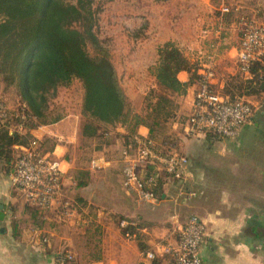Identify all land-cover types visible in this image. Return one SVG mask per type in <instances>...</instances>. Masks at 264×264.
<instances>
[{
	"label": "crops",
	"instance_id": "crops-1",
	"mask_svg": "<svg viewBox=\"0 0 264 264\" xmlns=\"http://www.w3.org/2000/svg\"><path fill=\"white\" fill-rule=\"evenodd\" d=\"M162 3L170 7L172 13H179L180 20L184 19L183 24L177 18L172 23L171 27L177 30L175 33L184 29L187 37L194 36L198 40L183 43L173 33L167 39H158V42L145 40L139 52L144 53L142 60L147 61L142 63L143 68L139 67L140 71L148 76L149 68L159 59L158 45L173 42L179 49L183 48L181 52L184 51L190 65L197 67L199 75L206 70L204 63L212 59L211 64L215 63V67H211L213 86L221 94L230 95L226 92L227 78L241 75L237 62L240 44L237 21L250 15L264 24V0H166ZM225 6L231 8L228 15L221 13ZM152 45L154 53L149 58L145 53ZM205 50L209 53V60L204 57ZM260 69L264 75V65ZM178 78L187 83L191 74L180 72ZM153 81L155 87L156 81ZM196 91L197 84L191 83L186 94L177 97L176 116L167 123L168 133L182 139L175 137L181 144L178 143V151L173 150L188 158L186 180L161 179V198L154 203L138 202L124 187L119 157L125 128L117 127L111 144L92 152L89 161L83 160L80 150V126L63 132L60 121L22 133L41 140L45 145L51 141L49 150L65 163L64 200L75 202L79 210L65 214V218L55 211H41L46 214L44 221L52 224L44 228L43 233L31 231L30 249H20L19 243L14 241L18 231L10 226L13 217L9 207L16 206L18 202L11 187L12 167L0 156V207H3L1 212L4 214L0 220V264H70L61 261V256L66 254L73 256V264H171L170 249L177 244L179 231L193 215L206 226V236L200 247L203 264H264V87L258 91L259 101L247 99L254 111L252 121L243 126L236 141L218 139L214 150L210 140L213 138L192 136L185 125ZM138 133L149 136V130L144 126L138 129ZM203 146L208 150H201ZM15 151L16 145L12 154ZM96 157L105 158L109 166L100 171L92 170L90 160ZM253 170L254 175L250 173ZM79 171H84L87 176L83 187H78L74 180ZM245 173L251 175L243 178ZM217 177L222 181L217 183ZM231 178L236 183L235 187L229 185ZM188 189L197 196L192 199L182 194L179 196L180 192ZM244 190L251 191V195L243 196ZM91 207L97 214L101 245L100 249L80 259L71 238L82 231L79 228L81 221L85 222L82 214ZM50 214L57 216L51 217ZM120 220L136 223L137 230L132 239L125 236L119 226ZM40 234L43 235L41 243L36 240ZM148 253H153L155 258L148 259Z\"/></svg>",
	"mask_w": 264,
	"mask_h": 264
},
{
	"label": "trees",
	"instance_id": "trees-1",
	"mask_svg": "<svg viewBox=\"0 0 264 264\" xmlns=\"http://www.w3.org/2000/svg\"><path fill=\"white\" fill-rule=\"evenodd\" d=\"M91 2L78 0V5H74L66 0H0V78L6 85L16 88L26 107L27 129L59 122L60 116L52 118L48 112L49 99L56 96L60 87H68L77 80L83 88L81 148L91 144V153L100 151L104 145L111 144L117 127L126 129L122 147L133 148V137L139 135L138 129L144 126L149 130L148 138L156 143L157 151L163 155L173 154L175 150L159 141L156 133L159 130L160 135L166 134L167 123L176 116L178 109L174 100L185 95L191 83L197 84V67L190 65L175 43L167 42L159 47L154 76L163 94L152 111L156 120L148 122L131 107L109 54L102 49L93 32L95 15ZM88 42L98 49L97 56L88 53ZM255 70H261L260 66ZM180 72L191 74L190 81L181 82ZM260 75L258 72L250 83L262 86ZM0 102L4 101L0 99ZM169 106L170 110L167 109ZM10 110L11 114L16 112ZM9 117L0 123V156L10 165L14 157L13 146L27 144L34 138L29 134H10L3 129L12 120L11 115ZM161 118L163 120L159 122ZM207 137L220 139L212 133ZM42 147L44 152L51 153L50 146L43 144ZM76 174L77 186H85L86 173L79 171ZM162 183L160 179L154 187L158 199L161 198ZM25 207L40 214L39 220L44 221L46 215L41 214V210ZM136 230V226H129L123 231L134 237Z\"/></svg>",
	"mask_w": 264,
	"mask_h": 264
},
{
	"label": "built area",
	"instance_id": "built-area-1",
	"mask_svg": "<svg viewBox=\"0 0 264 264\" xmlns=\"http://www.w3.org/2000/svg\"><path fill=\"white\" fill-rule=\"evenodd\" d=\"M230 7L221 9L222 15L230 14ZM240 44L237 51L239 73L248 81L258 75L257 66L264 65V24L253 18L242 16L237 21ZM213 63L205 66L204 73L199 75L197 91L194 96L192 111L185 121L188 133L192 136L215 134L220 139L236 141L243 126L249 124L253 118V107L243 96L224 95L214 88L212 71ZM259 76L264 78L262 72ZM21 122L20 129L4 125L9 132L22 134L26 114L20 116L11 114L10 110L0 102V123L7 118ZM134 147H122L119 161L122 167L123 184L128 193L134 195L142 204L154 203L157 196L154 187L160 179L168 177L177 181H184L187 177L188 158L178 152L163 155L155 149V142L148 137L135 135ZM43 142L31 139L27 144L16 145L12 173L11 187L24 205L41 211H57L68 209L71 205L64 200V166L65 163L55 157L53 153L44 152ZM109 162L103 157L90 160V168L94 171L104 170ZM192 199L197 196L194 191L184 190L180 195ZM63 213V210L60 211ZM119 226L125 230L136 223L120 220ZM128 239L133 237L125 234ZM206 236V226L197 217H191L179 231L177 244L170 249L171 264H203L200 257V247ZM150 260L153 253L146 254ZM73 259L71 254L61 257L65 262Z\"/></svg>",
	"mask_w": 264,
	"mask_h": 264
},
{
	"label": "rangeland",
	"instance_id": "rangeland-1",
	"mask_svg": "<svg viewBox=\"0 0 264 264\" xmlns=\"http://www.w3.org/2000/svg\"><path fill=\"white\" fill-rule=\"evenodd\" d=\"M66 1L70 4L78 5V0ZM162 2L164 1L92 0L91 2V10L95 15L93 32L98 38L102 49H105L109 54L110 60L117 71L120 85L126 93L131 107L134 109V111L143 115L150 123H153L156 120L155 113L153 114L152 111L155 108V105L158 103L161 94L163 93L160 91L157 82L156 86L154 87L155 82L153 81V79H155L156 81L154 71L156 65L158 64V61L155 65H152L149 68L148 76L145 72L140 71V68H143L142 63L147 61L142 60V58L145 57L143 55V52H139L140 45L144 43L145 40L149 42H158V39L162 37L167 39L172 33L178 35V39H180L179 41H181L182 39L183 43L185 41L187 42L191 40H198L197 37L194 36L187 37L186 31L184 29L178 30V34L175 33V31L177 30L172 28L171 25H173L172 23H174L175 20H180L179 17L181 15H179V13H172L170 7L165 6V3ZM151 13L152 15H150ZM153 13L156 15V17H154ZM245 16H249V18H251L250 15ZM252 18L261 24L263 22L259 18ZM183 20L184 19H181L179 22L183 24ZM179 22L178 24H180ZM76 27H79V25H76ZM158 47H161V44L158 45ZM180 49L183 50V48L181 47ZM87 51L92 57L98 55V49L91 42H88L87 44ZM147 51L148 53H145V55H147V57L149 58L152 57V54L154 53V46L152 45L150 48H147ZM205 51L204 57L207 60V54L209 53ZM181 53L184 55V51H182ZM199 56H201V54ZM196 58L197 57H195V59ZM211 62L212 59H210V62L208 63H203L208 65ZM213 66L215 67L214 62ZM258 72L262 71L258 70ZM261 80L263 83L262 86L250 83V81L246 80L242 75L229 76L227 78L226 92L233 97L245 96L246 100L249 99L252 102L259 101L261 98L259 97L260 95H258V91L259 89L261 90L264 87V78ZM82 98V85L79 81L75 80L68 87H60L57 90L56 96L49 99L48 112L51 113L50 115L52 118L57 116L61 117L60 121L62 122V126L60 130H62L63 132L65 131V129H70L71 127L77 128L78 126H80L81 129V124L84 121L81 114ZM0 99L4 101L3 103L8 110L13 109L16 111V114L24 116V110L26 109V107L22 103L16 88L3 83L1 78ZM177 103L178 98L174 100L175 106ZM167 109L170 110V106L167 107ZM162 120L163 118H161L159 122H162ZM20 124V121L17 122L16 120H11L8 125L13 129L15 127L19 128ZM23 124L24 132L22 133H25L29 130L26 127V122H24ZM5 130L8 129L5 128ZM160 133L161 131L157 130L156 136L159 137V141L164 142L165 146L172 147L178 151L180 147L179 144H181L180 141L182 139L176 135L175 137H178V139L180 140L179 141L175 137L171 136L168 133V127L164 132L166 133L165 135H160ZM210 140H212L211 149H217L216 146L218 144L214 145V143H218V139L214 137ZM97 142L98 141H96V143ZM50 144H52L51 141L46 142V145L50 146ZM191 146L192 145H190V148H192ZM92 149L93 146H91V144L80 149L83 152V160L89 161ZM203 149L208 150V148L205 146L201 148V150ZM251 171L250 173L254 175V170L253 173ZM250 173H245L242 177L247 179L249 175H251ZM215 181L218 183V181L222 180L220 179V177H217ZM228 182L229 185L235 187L236 183H234L233 178H231V180H229ZM243 192H245V194L243 195L245 197L251 195V191L244 190ZM14 197L18 202L16 203V206L10 205L9 207V213L13 217L10 226L18 231L15 235L17 237L16 239H14V241H17L19 243L20 249H30V247L28 246L30 243V232L36 231V233H43L42 230L44 228L47 229V227L52 223H47L46 221L41 222L39 220V217H41L40 214L34 212L30 208L25 207L18 195L15 194ZM75 201L77 202L78 199L76 198ZM70 204L71 205L67 210L64 209V215L72 213V211L75 209L76 211L79 210V207H77V204L75 202H72ZM80 204L82 203L80 202ZM85 211L86 213L82 214L83 221L85 222L81 221L82 224L81 227H79L82 229V231H78V233L76 232L74 234V237L71 238L74 244V251H76V253L78 254L76 255L80 259H84L91 253L97 251V249H100L101 245V232L99 224L96 222L98 220L96 211L92 207L85 209ZM53 215L50 214L49 216L53 217ZM58 215L63 214L59 211ZM191 217H197L199 220H201L198 216L195 215L190 216L189 219ZM42 237L43 235L40 234L37 236L36 240L41 243ZM92 255L95 256V254ZM73 260L74 259L68 260V262H70V264H73Z\"/></svg>",
	"mask_w": 264,
	"mask_h": 264
},
{
	"label": "water",
	"instance_id": "water-1",
	"mask_svg": "<svg viewBox=\"0 0 264 264\" xmlns=\"http://www.w3.org/2000/svg\"><path fill=\"white\" fill-rule=\"evenodd\" d=\"M2 209H3V207H0V220H2V218L4 216L3 212H1Z\"/></svg>",
	"mask_w": 264,
	"mask_h": 264
}]
</instances>
